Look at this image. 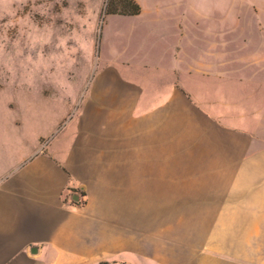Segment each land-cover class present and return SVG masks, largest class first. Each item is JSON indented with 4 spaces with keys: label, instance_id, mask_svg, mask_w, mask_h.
<instances>
[{
    "label": "crops",
    "instance_id": "1",
    "mask_svg": "<svg viewBox=\"0 0 264 264\" xmlns=\"http://www.w3.org/2000/svg\"><path fill=\"white\" fill-rule=\"evenodd\" d=\"M137 1L141 12L124 16H144ZM148 12L165 40L141 61L147 77L111 58L77 108L69 99L35 139L0 136V264H264V226L154 219L186 193L200 200L242 189L235 177H264V40L212 45L203 64L202 24L186 22L201 11ZM204 94L209 105L198 103ZM190 97L208 134L171 137L184 119L170 113L184 117Z\"/></svg>",
    "mask_w": 264,
    "mask_h": 264
},
{
    "label": "rangeland",
    "instance_id": "2",
    "mask_svg": "<svg viewBox=\"0 0 264 264\" xmlns=\"http://www.w3.org/2000/svg\"><path fill=\"white\" fill-rule=\"evenodd\" d=\"M108 2L0 0V136L8 131L11 136L35 139L41 122L50 115L48 120L56 122L69 99L70 106L77 108L80 103L75 99L87 89L88 78L103 71L111 58H117L118 68L126 75L147 77L141 61L151 42L165 40L147 26L148 11L157 5L202 12L200 17L187 15L186 22L195 18L202 24L198 51L203 64L210 60L212 45L224 48L227 40L234 45L247 39L264 40V0H143L142 18L108 13L114 3L125 8L123 0ZM193 98L187 101L184 117L170 113L171 120L184 119L182 127L170 128L171 137L192 140L208 134L201 123L208 120L206 113L193 104ZM196 98L203 105L210 103L208 94ZM234 181L235 188L242 189L203 193L200 200L186 193L191 196L154 208V219H219L223 229L228 219H244L252 227L264 226V177H235Z\"/></svg>",
    "mask_w": 264,
    "mask_h": 264
},
{
    "label": "trees",
    "instance_id": "3",
    "mask_svg": "<svg viewBox=\"0 0 264 264\" xmlns=\"http://www.w3.org/2000/svg\"><path fill=\"white\" fill-rule=\"evenodd\" d=\"M112 0H109L108 4H111ZM125 8L119 9L117 3H114L115 7L108 11V13H120L126 15H136L141 12V4L137 0H123Z\"/></svg>",
    "mask_w": 264,
    "mask_h": 264
}]
</instances>
